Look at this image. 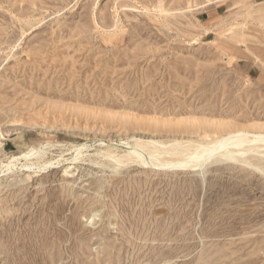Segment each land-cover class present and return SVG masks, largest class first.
<instances>
[{
  "label": "rangeland",
  "instance_id": "374dc122",
  "mask_svg": "<svg viewBox=\"0 0 264 264\" xmlns=\"http://www.w3.org/2000/svg\"><path fill=\"white\" fill-rule=\"evenodd\" d=\"M241 47L264 50V0H0V162L43 151L0 173V264H264V174L240 161L264 145L195 169L106 157L263 134Z\"/></svg>",
  "mask_w": 264,
  "mask_h": 264
},
{
  "label": "bare ground",
  "instance_id": "6f19581e",
  "mask_svg": "<svg viewBox=\"0 0 264 264\" xmlns=\"http://www.w3.org/2000/svg\"><path fill=\"white\" fill-rule=\"evenodd\" d=\"M135 141H137V140H135ZM134 144H135L134 147L133 146L132 147H129V146L125 147L127 152H126L125 156H123V157L122 156L112 157V156H110L112 153H109V152H106L107 153L106 157L113 158V159H115V162L117 161L116 163H122V164L127 163V161L133 160V162L139 163L142 166L154 165V166H159V167L162 166V167H178L180 169H185V168H191V169L194 168L195 169V168L202 167L203 165H205L206 161L210 160L213 156H216V155H219L221 158H223V159L225 158L226 160H229L231 162L232 161H238L236 159V157H238V156L243 157L249 153H252L254 151V148H256L258 145L259 146H260V144H262L261 146L264 145V133L260 134V132H257L254 134H250L248 132H243V131H239V130L234 131V132L229 131L228 133H225L223 136L219 137L218 141L213 140L212 142L206 143L205 146L199 144V146L197 145L196 150L194 152H192L191 154H188L186 152L187 153V155L185 156L186 159L181 160V161L178 160L177 162H175V161L170 162L168 160L169 161L168 163H159V161L155 158V154H156L155 150L159 146H157V147L155 146V148L153 147L154 149H151L152 147H150V149L147 147L149 145L154 146V144L160 145L158 142H156V143L151 142V141H150V143L135 142ZM124 146H125V144H124ZM181 146L182 145L180 142L174 141L170 147L171 149L169 148V145L166 146L164 154L166 153V154H169L173 157H175V156L180 157L181 155H184V153H185V150L182 149L183 146H182V148H181ZM261 149H264V148H261ZM41 150L42 149L35 150L34 148H30V150H28L27 152L19 154L20 156H16V155L8 156L5 159V163L0 162L1 176L12 174L13 172H15L17 170L21 171V172H29V174H30V172L33 171V168H35V167H33L34 164L32 165V163H31V165H27L28 164L27 162H26V164H22L21 161L38 157L43 152V151L41 152ZM75 150L77 152L76 156H79V154H80L79 149H75ZM144 150H146V152H147L146 155L144 154ZM163 150H164V148H163ZM167 150H168V152H167ZM262 151H264V150H262ZM253 157H255V160H256V158L258 160V157H256V156H253ZM248 158H250V157H248ZM248 158L243 157V159L240 160L241 163H243L244 166L246 165L248 168L254 169L256 172H258L260 174H264V166L260 165L262 163L259 164V163H256V161H255V163H253L254 160H252L253 161L252 162L250 160L252 158H250V159H248ZM124 159L125 160L127 159V161H125ZM262 159H263V156H262ZM262 159H260V160H262ZM147 160H149V162ZM55 164H58V162H55V163L50 162L48 164H42L43 166L39 167L38 169H40V171H42L43 169H46L47 167H54L53 165H55ZM28 178H29V176H28ZM93 264H95V263H93Z\"/></svg>",
  "mask_w": 264,
  "mask_h": 264
},
{
  "label": "crops",
  "instance_id": "0c3cea01",
  "mask_svg": "<svg viewBox=\"0 0 264 264\" xmlns=\"http://www.w3.org/2000/svg\"><path fill=\"white\" fill-rule=\"evenodd\" d=\"M219 7H216L215 9H212L210 13L206 14V22L209 23V25H217L220 21H218L219 17ZM214 33H209V35H213ZM240 57L242 58V62L248 65V71L247 76L252 77L249 72L253 71L256 72V77H260L261 75H264V67H261V64L264 65V50L258 49V50H252V55H250L249 50L246 52L243 47L240 49ZM246 52V53H245ZM245 56L247 59L245 60ZM259 58L260 62L255 63L254 58ZM264 79V77H262Z\"/></svg>",
  "mask_w": 264,
  "mask_h": 264
}]
</instances>
